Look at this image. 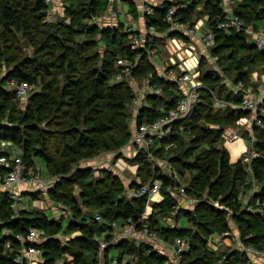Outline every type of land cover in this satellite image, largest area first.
<instances>
[{"label":"trees","instance_id":"16d2710c","mask_svg":"<svg viewBox=\"0 0 264 264\" xmlns=\"http://www.w3.org/2000/svg\"><path fill=\"white\" fill-rule=\"evenodd\" d=\"M219 1H190L189 8L180 10L177 17L182 22L192 24L203 16L201 12L192 15L201 3L205 10L204 14L207 15L206 24L215 33L212 54L218 57V61L223 59L222 51L226 49L252 50L264 59V50L254 47L242 33H227L217 29ZM85 2V7L79 6V9L65 6V13L72 21L70 26L60 28L51 22H44L43 16L48 9L45 0H0V61L6 69L2 84L14 78L27 81L31 87H37L28 96L30 105L26 109H19V99H15L0 87V134L5 139L24 147L23 158L28 166L34 164V158L44 161L47 174L58 177L46 194L51 201L60 204L73 215L72 220L66 222L65 226L63 221H50L43 212L35 209L21 210L18 217H13L12 200L7 193H0V264H20L15 262V256L29 242L20 241L16 236L25 238L30 228H37L45 235L37 244L42 251V264H54L58 259H63L62 264H99L96 238L101 236L109 240L113 236L110 224L126 219L139 221L138 228L144 226L143 224L147 225L151 232L163 237L165 241H174L176 238L187 240L188 249L180 255L179 264H254L241 250L232 249L217 253L207 246L208 238L212 234H224L230 230L225 211L216 207L212 208L198 202L192 209L178 210L175 221L177 216L182 215L197 230L163 225L162 220L171 214L172 206L177 204L173 195L175 186L167 175L158 170L154 172L143 154L138 153L132 159L139 164L136 173L139 182L134 181L131 186L137 187L155 177L162 182L160 192L164 197L160 203H152L154 212L147 219H142L147 197L126 196L123 193L125 185L120 177L103 170L102 179L91 182L87 181V178L93 169L90 167L73 169V165L80 160L92 157L101 149L109 148L103 135L112 128H116L121 134L119 144L125 145L130 139L128 118L135 94L133 86L128 81L114 82V77L119 71L116 65L119 58L137 61V56H140L133 71L134 78L140 76L147 78L150 75L149 82L161 87L164 93L163 97L149 96L153 99L152 104L148 108H143L139 121L158 119L162 115L160 104L169 98L165 103L168 107L177 97L175 83L158 76L148 55L131 49L130 36L133 32H128L126 28L124 30L123 23L101 28L99 32L103 38L100 40L105 46L103 51L96 48L97 41L100 40L96 41L94 38L86 39L82 43L75 42L74 35L79 31L83 32V29L86 30L82 20L89 14L93 15L95 12L103 14L108 9L106 0ZM179 2L180 0H168L155 7L153 14L146 17L147 25H152L161 32L167 30L165 14L171 5ZM234 11L246 26H264V0H240L235 4ZM21 30L26 33L27 38L25 44L28 49L25 53L23 45L19 44L20 41L14 36L15 31ZM2 43L5 50L4 47L1 48ZM234 57L233 53H230L228 61ZM223 68L228 70V67ZM217 78L204 77L201 80L203 83H209L207 79L213 82ZM239 80L246 86L251 84L250 71L242 69L241 60L234 65L233 71V82ZM218 81L213 82L216 87L211 85L217 89L218 98L238 102V95L222 94V84H218ZM61 84L63 87L60 90ZM206 87L201 90V102L184 121L185 130L170 136L169 139L175 146L168 148L169 153L166 156L182 177L187 171L193 172L188 182L189 187L200 193L207 189L208 197L219 199L233 209L232 220L234 219L233 222L240 231L242 241L246 245L251 244L262 250L264 219L256 213L241 210V201L237 199L240 192L248 189L245 182L251 174L246 171L242 158L230 162L229 153L224 146L214 147V143L220 141L225 129H236L237 121L249 113L230 107L214 109V96L209 91L212 89L208 85ZM68 106L73 107V110L71 112L65 109L63 112L65 122L58 120L61 107ZM52 108L55 111L51 115ZM212 109L215 110V115H211ZM204 118L205 120L214 118L221 123L224 120L226 125L218 123V128L212 131L197 123ZM82 123L88 125L86 130L81 129L79 132L77 126ZM62 124L66 125L65 128L58 129ZM31 130L35 133L32 134ZM239 133L251 141L258 153L251 161L250 167L252 177L259 186L257 196L264 198V128L254 124L252 130L244 126ZM190 134L193 136L191 142L199 141L205 146L203 153L196 155L193 160L188 159L192 150L183 149L187 141L184 138ZM49 148L52 150L49 151ZM38 193L39 191L32 193L31 197L38 198ZM81 205L86 207L87 211L83 210ZM97 215L101 217V221L95 220ZM62 227H69L66 230L69 233L80 230L81 234L67 240L64 247L57 238L62 232ZM5 230L7 234H4ZM89 247H92V250L88 251L93 253L92 257L86 256L87 252H82V249L87 250ZM112 247L121 249L117 257L119 260L124 259L122 257L124 255H134L136 264H163L165 260L149 245L137 244L130 237H126L104 250L105 262L110 259L107 257V251ZM64 253H69L72 259H65Z\"/></svg>","mask_w":264,"mask_h":264},{"label":"built area","instance_id":"2783aa9c","mask_svg":"<svg viewBox=\"0 0 264 264\" xmlns=\"http://www.w3.org/2000/svg\"><path fill=\"white\" fill-rule=\"evenodd\" d=\"M122 0H106L108 6V14L112 19L121 20L125 15L119 10V4ZM168 0H150L142 5V16L144 19L145 30L143 32L139 30H132L126 25V30L131 34V49L138 52L145 53L148 55L149 59L153 60L155 52L151 49V40L156 33L159 31L152 25H147L146 17L153 14L154 8L161 5L163 2ZM188 1V2H185ZM199 0H180L179 3L171 5L166 14L165 22L168 25L166 32H174L179 35H190L197 37L203 43L206 48H213L215 45V33L209 29L206 24L207 15L198 18L192 24L188 22H182L178 19L177 13L180 10H185L189 8V2ZM209 1V0H203ZM240 0H220L219 9L220 15L217 18L216 27L227 33L235 32L242 33L245 39L254 45L258 50H264V26L254 27L252 25L246 26L243 20L234 11L235 4ZM54 0H45V3L49 6L52 5ZM50 14V20H51ZM207 27V30H204ZM169 36L167 39V46L170 49V54L172 57L176 56L178 62H175L173 58L168 59V62L164 68H162V73L165 80L173 81L176 85V99L173 103L166 107L165 103L160 104L159 109L162 111V115L156 120H142L139 121L140 114L143 108H148L149 106H143L141 99L138 96V89L136 88V81L133 76V71L138 65L137 61L127 60L119 58L117 60V67L119 71L114 77V82L128 81L134 88V98L131 102V113L129 117L130 124V139L129 144L134 146L136 150L135 154L141 153L146 157L148 163H150L153 171H160L163 175H167L175 184L174 197L177 201V197L183 199V206L188 209H192L196 203L200 200V192L195 191L193 188L189 187L187 184L181 182V175L175 170V168L168 163V161H160L156 163V155L158 151L174 147L175 144L169 138L176 132H182L185 130L186 126L184 121L187 120L197 104L201 102V90L207 87L203 84L200 78L199 65L203 58V54L197 51V47L194 43L181 44L177 37L179 36ZM211 59L213 62H218V57L212 54V49L210 51ZM190 61V63H187ZM175 68L176 73H171V68ZM6 73V69L2 66L0 61V87H2L6 92H9L15 99H24L30 95L31 85L27 81H19L14 78H10L2 84V78ZM144 94L147 96H158L163 97L164 93L161 87L151 84L147 81L144 85ZM214 96V107H226L233 109H242L249 113L248 116L242 117L238 120L239 124H242L250 130L254 124L262 126L264 128V112L261 107L264 104V94L258 95L252 86H246L242 81H237L234 85V93L238 95V102L223 101L216 97L212 90H209ZM226 137L228 141L234 142L242 136L239 130L236 128H227L223 131L221 139ZM0 139V193H7L9 198L12 200V207L18 206L20 202L27 203L31 202L33 199L31 197L32 193L44 192L52 187L56 182L58 177H47L46 174H42L39 169H34L35 162L32 166H28L23 158L24 153L18 146H13L8 151L2 148ZM6 145L4 144L3 147ZM258 156L252 143H248L246 149H244L237 157V159H230V162H236L239 158H242V163L245 166L246 171L251 174L245 182L248 185L246 191H242L238 194V198L241 200V210L245 212H253L258 214L262 219H264V198L257 196L259 191V186L256 184L255 179L252 177V170L250 163L253 159ZM164 163V164H163ZM133 173L139 169V164L136 163L133 166ZM23 186L28 188L23 189ZM162 182L158 178H151L147 183L140 184L139 186H129L127 187V193L129 197H147V200H152L156 196H160V188ZM30 187H34L31 190ZM160 203L163 201L164 197L161 195ZM220 208V207H218ZM184 209L177 204L172 206L171 217H176L178 210ZM187 209V210H188ZM230 217L234 215L231 208L228 210ZM169 219V221H170ZM96 221H101V217L97 215L95 217ZM137 223L139 221H134L132 219H126L123 222L114 221L110 224L111 228L115 230L113 236L106 240L104 237L97 240V250L98 254L104 251L108 246L115 245L119 239H124L133 235L140 236L144 239L156 238L155 234L151 232L147 225L138 228ZM172 226V224L170 225ZM43 231L37 228H30L25 236V238L16 236V239L20 241H28L29 244L22 248L15 256V262L17 263H27V264H38V257H41L40 248L37 244L41 242L43 237ZM224 236L228 239L230 236V230L224 233ZM254 236V235H250ZM172 248L177 259L180 255L188 249V243L185 240L176 238L174 241H165ZM241 242V241H240ZM214 248V247H213ZM239 250L252 256V259L256 256L264 257V250H259L253 245H246L244 242L239 244ZM253 261V260H252ZM101 264V263H100ZM103 264H136L131 259L119 260L117 257H111L108 261Z\"/></svg>","mask_w":264,"mask_h":264},{"label":"rangeland","instance_id":"374dc122","mask_svg":"<svg viewBox=\"0 0 264 264\" xmlns=\"http://www.w3.org/2000/svg\"><path fill=\"white\" fill-rule=\"evenodd\" d=\"M85 1L86 0H79V1H76V0H54L53 4L48 6L47 13L43 16L44 22L45 23L51 22V23H53V25L60 26V28L65 27V26H70L72 19H70V17L66 15L65 6L68 5L73 9H79V6L81 8L85 7V5H86ZM131 2L133 4V1H126V0L123 1L124 5H123V9H121L122 14L126 12V10L128 8V4ZM198 12L202 13L201 14V15H203L202 17L205 16V14H204L205 10L202 8L201 3H199L197 11L193 12L192 15L194 16ZM50 14L52 16L51 20H50ZM105 16H106L105 13L97 14L95 12L93 15L89 14V16L86 19H83L82 24L84 25L86 30L83 29V32L79 31L74 35L75 42L82 43L86 39L88 40L90 38H94L97 41V40H100L101 38H103V36H101V33L99 31L101 30L102 27H104V25L101 24V22H102V19L105 18ZM133 16H134V19L137 18L136 15H133ZM99 19H101V20H99ZM193 20H195V19H193ZM121 21L125 22L126 25L128 27H130V29H132V30H139L141 28V24H139L140 22H138V20H132V19L130 20L129 17H127V16H125L123 18L121 17ZM62 25H64V26H62ZM126 25L123 26L124 30L127 27ZM205 28H206V30L208 29L207 27H204V29ZM165 31H163L162 33H164ZM15 32H16V35L14 34V36H16L15 37L16 40L20 41L19 44L21 43V45H23L22 47H23L24 53L27 52L28 47H26L27 45L25 44L27 42L26 33L23 30L15 31ZM86 32H88V33H86ZM130 33H132V31H130ZM99 42L97 41L96 48L103 51V49L105 47L104 43L101 42V40ZM189 43L190 42H188V44ZM3 47H4V44L2 43L1 48H3ZM211 49H213V48H211ZM4 50H5V47H4ZM7 53L9 54L10 52H7ZM160 53H164L166 55L165 51H162ZM230 53L231 54L233 53V55L235 57H234V59H230V61H228L227 57L230 55ZM165 55H162V56L164 57ZM222 55H223V59L221 61H218L213 66H210L209 63L207 62V60H205L204 58L201 60L200 65H199L200 78L204 79V77H210V78L218 77L220 81H218V78L215 79V81H218V84L221 82V80H222V82L224 80H227L229 82V81L233 80L234 65H236L237 61L241 60L242 69H244V68L249 69L250 75H251V81H254V82L250 81L251 84L248 86H252V90H254L258 95L264 94L263 93L264 88L261 87L262 83H260L257 80L262 74H264V59H261L259 56H257L256 52L252 51V50L238 51L236 49H234V50L233 49H226V50L222 51ZM167 56L169 57V55H167ZM252 61H253V63L251 64ZM221 63H222V65H220ZM216 66H217V70H215V68H214ZM256 66L258 67V70H257ZM222 67H226V68L228 67V70L226 71V70H224V68L222 69ZM142 79H143V76H140L141 81H142ZM259 80H260V78H259ZM215 81H213V82H215ZM112 82H113V80H112ZM207 82H209V83L204 82L205 84L204 83L203 84L206 86L208 85V87H210L215 92V94L217 96V89L215 88L216 87L215 84L210 79H207ZM141 84L142 83H140V85ZM212 84L215 87L211 86ZM254 86H256V87H254ZM62 87H63V85L61 84L60 90ZM35 89H37V87H34V86L31 87L30 94ZM152 101H153V99H150V103ZM29 105H30L29 97L24 98V99H20L18 102V108L19 109H26L27 106H29ZM65 109H68V111L72 112L73 107H71V106H68L67 108L61 107V109L59 110L60 115L58 116L59 117L58 120L65 122L66 118H64L65 115L63 113L65 111ZM214 109H216V108H214ZM214 109H212V111H210L211 115H215ZM261 110L264 112V104L261 107ZM50 111H51V115H52V114H54L55 110H54V108H52ZM129 112L131 113V109H129ZM224 122L225 121L223 120L221 123L220 120H216L214 118H211L209 120H205V118H204V119H201L200 121H197V123L199 125H203L212 131L215 130L216 128H218L219 124L221 125ZM87 125H88V123L79 124L77 126L78 131L80 132L81 129H82V131L86 130ZM223 125H226V124L224 123ZM65 126H66L65 124H62L58 127V129H64ZM43 127L44 126L42 124L41 128H43ZM242 127H244V125L239 124L237 121V129L239 131H241ZM128 128L130 131L129 118H128ZM31 133L34 134L35 132L31 130ZM103 137L106 139L109 148L101 149L100 151L96 152L95 155H92V157L84 158V159L80 160L77 164L73 165V169H76V168L85 169L88 167L93 169L91 171V175L89 174L90 177L87 178V181H91V182H96L97 179L98 180L102 179V177H103L102 171L103 170L104 171L107 170L111 174L117 175L118 177H120V179H122V177H124V176L127 179L137 178L136 177L137 171L134 174L133 173V167H132L134 164L137 163V162L132 161V159L136 155L135 154L136 150H134V146L129 144V140H128V143L125 145L119 144L118 142L121 138V134L116 131V128H112L111 130H109L106 134L103 135ZM192 138H193V136H191V134L185 136V138H184V139H187V141H186V144L183 146L184 147L183 149L188 148L189 150H192L191 155L188 158L189 160H193L196 155L203 153V151L205 149L204 144L200 143L199 141L191 142ZM0 139L3 140L1 142V145H3V146H4V144L6 145L5 147L1 146L2 148H4V149L8 148V151H9V150H11L10 148H12L13 146L16 145L21 149L22 153H25L24 147L21 144H19V143L17 144V143L12 142L11 140L5 139L4 137H2L1 134H0ZM246 139H248V138H246ZM246 139L242 137V138H239L238 140H236L234 142H230L227 140L226 137H223L222 139H220L219 142L214 143V147L220 148V147L224 146L226 149H228L227 151H229L228 153H229L230 159L234 160V159H237L238 155L244 149H246L248 143H251V141H248ZM239 141H241V144H240L241 147L239 148V149H241V151H239L237 154V152L235 151V149H236L235 142H239ZM51 150L52 149L49 148V151H51ZM167 150L168 149H165L164 151H158V155H156V157L154 158L157 160L156 163L160 162L161 160L162 161H168V158L166 155H168L169 152H167ZM34 160H35V165L33 167V170L39 169L42 172V174H46L47 177H52V178L57 177V176H50L47 174L48 172L45 169L46 164L44 163V161L42 159H38V158L35 159L34 158ZM168 163H171V162L168 161ZM103 164H106L108 169H105L104 167H106V165H103ZM100 165H103L102 166L103 170L100 168L97 169V167H99ZM171 165H172V163H171ZM130 167L132 168L131 170H130ZM192 173L193 172H191V171H187L184 177H182V176L180 177L181 182L188 185V182L191 178ZM174 186H175V184H174ZM26 188H28V187L23 186V189H26ZM30 189L34 190V187H30ZM174 190H173V193H174ZM125 191H126V189L123 190L124 194L126 193ZM38 196H39L38 198L32 199L31 202H27V203L20 202L18 204V206L12 207L13 212H11V214L13 215V217H18V214L21 210L31 211V210L35 209V210L43 212L46 215L47 219L50 221H55V222H58L60 220L63 221L64 226L66 225V222H69L72 220V218H73L72 213L64 210V208L60 204H58L54 201H51L49 196L46 193H44L43 191L39 192ZM199 197H200V200L198 202H202L203 204H207V206H209V207H212V208L216 207L218 210L225 211L226 216H227L228 221H229L230 228L232 227L231 225H234V227H232L230 229V236H229L230 239L226 238L224 236V234L214 233L208 238L207 246L217 253H222V252H225L227 250H232V249H238L239 244L243 241L241 239V234L237 228L236 223H234L232 220L233 216L230 217L228 214L227 210L230 207H228L225 204H223L222 202H220L219 199H214L213 197H210V196L208 197L207 189H205L203 192H201ZM237 199H239V201H241L240 198H238V195H237ZM148 202H151V201L147 200V204L145 206V211L143 213L144 216H142V219L143 218L147 219V217H148L147 216L148 215L147 210H148V206L150 205V204H148ZM81 206L83 207V205H81ZM178 206L182 207L184 209H188L187 207L183 206V204L181 202L178 203ZM218 207H220V208H218ZM83 210H86V207H83ZM151 212H154L153 206H151ZM151 212H150V214H151ZM233 212H234V210H233ZM170 217H171V214L168 215L166 218H164L161 223L165 226H169L172 224V227H174V222H176L175 217L172 216V219H170ZM169 219H170V221H169ZM177 220L178 221L176 224H178L179 227H189L191 229H196V227H194L193 224L188 222L186 217H184L182 215L177 216ZM67 229H69V227H67V228L62 227V232H60L57 235V238L60 240V242L63 244V246H64L65 242H68L67 240H71L70 238L81 234L80 230H76L75 232L69 233V231H66ZM63 230H65V233H63ZM5 231H6V233H4V234H7L8 233L7 230H5ZM0 232H1V230H0ZM114 232H115V230L112 229L111 233L114 234ZM155 236H156V239L159 238V239H162L165 241V239L163 237L156 235V234H155ZM43 237L45 238V235H43ZM96 239L98 240V239H102V238H101V236H98ZM186 243H188L187 240H186ZM91 248L92 247H89L87 250L82 249V252L83 251H84V253L87 252L86 254L89 255L90 257H92L93 253L88 252V251L92 250ZM76 250H79V249H76ZM40 251H41V249H40ZM104 252L105 251H102L101 255L97 254L98 257L103 258ZM158 252L162 255H167L166 249H164V250L158 249ZM97 253H98V250H97ZM115 254H116V250L111 249L109 252V255H115ZM173 255L174 254L169 253L166 256V259L163 261V264H179L180 258L177 259L176 256H173ZM63 256L65 259L67 258V260L72 259V256L69 253H64ZM128 257H129V259H131L135 262L134 257H132V256H128ZM248 257L251 261L253 260L252 263H254V264H264V257L261 258L260 256H256V255L253 259H252L251 255H248ZM37 260L39 261L38 264L43 263L42 253H41V257H38ZM254 260H258V261L254 262ZM62 263H63V259H61V260L58 259V261L55 262L54 264H62Z\"/></svg>","mask_w":264,"mask_h":264},{"label":"crops","instance_id":"0c3cea01","mask_svg":"<svg viewBox=\"0 0 264 264\" xmlns=\"http://www.w3.org/2000/svg\"><path fill=\"white\" fill-rule=\"evenodd\" d=\"M123 1L124 0H122L121 3L119 4V10L120 11H121V9H123V5H124ZM126 1H133V4H132V2L129 3L126 12L123 13V14L125 16L129 17L130 20L131 19L132 20H138V22H140L139 24H141V28L139 29V31L143 32L145 30V25H144L143 16L141 14L142 13V5H143V3L149 2L150 0H126ZM105 14H106V16H105L104 19H102V22H101V24H103L104 27L113 26V25H116L117 23H123L121 20H117V19L110 18L109 17V14H108V9L105 12ZM133 15H136L137 18L134 19V16ZM99 20H101V19H99ZM204 30H206V28ZM173 35H174V32H166L165 34H163L161 31H159V33H156L154 35V37L151 40L152 42L150 44L151 49L155 52V55L153 56V60L150 59V61L153 64V66L155 67V71L157 72L158 76L163 77V78H164V75L161 74L162 71H163L162 68H164L166 66L169 57H170V59L173 58L175 60V62H178V59H177L176 56H174V57L171 56L170 49L167 46V42H168L167 39H168V37L169 36H173ZM178 35L179 34H175L174 36L177 37ZM177 39H179V42L181 44H187L188 42L194 43L196 45V47H197V51H199V52H201L203 54V58L205 60H207V62L209 63L210 66H213V65L216 64V62H213L212 59H211V57H210L211 56V54H210L211 49L210 48H207V47L205 48L204 45H203V43L197 37H193V36H190V35H179L177 37ZM162 51H165L166 55L164 53H160ZM162 55H165V56L163 57ZM167 55H169V57ZM187 63H190V61H188ZM214 68H215V70H217V66L214 67ZM170 70H171V73L172 74L173 73H176L175 68L172 67ZM149 78H150V75L147 78L144 77L142 79V81L140 80V78L135 79L136 84H137L136 85V88L138 89L137 93H138L139 98L141 99V103L143 104V106H150L152 104V102L150 103L151 97L145 95L144 94V91H143L144 90V85H145V83L147 81H149ZM259 78H260V80H259ZM259 78L257 80L260 83H262L261 84L262 85L261 87L264 88V74H262ZM140 83H142V84L140 85ZM220 83L222 84V89L221 90H222V94L223 95L224 94L225 95H231V96H234L235 95V93H234V85H235V82H233V80H231L229 82L227 80H224L222 82V80H221ZM230 101L231 102H234V101H232V99ZM240 144H241V141L235 142V145H236L235 151L237 152V154H238L239 151H241V149H239L241 147ZM103 165H106V164H103ZM103 165H100L99 167H97V169L100 168V169L103 170V168H102ZM104 168L105 169H108L107 165ZM131 169L132 168L130 167V170ZM124 177H122V179L124 181V185H125V189H126L125 195L128 196L127 187L131 186V183L134 182V181L139 182V179L138 178H130V179H127L126 177L125 178ZM161 195L154 197L152 200H149L151 202H148V204H150V205L148 206V210H147L148 211V213H147L148 215L147 216L150 215L152 203H156L157 201H160V199H162L161 198ZM177 201H178V203L179 202L182 203L183 202V199L180 198V197H177ZM177 221L174 222V226L179 227L178 224H176ZM231 226L234 227V225H231ZM130 238H131V240L135 241L137 244H139V243H145V244L149 245L152 248V250H154L155 252H157L158 255L162 256L165 259H166V256L169 253L174 254V252H173L172 248L170 247V245L167 242H165L164 240H162V239H159V238H157V239L156 238H153V239H144V238H142L140 236H137V235L130 236ZM111 249L116 250V254L115 255H109V252H110ZM111 249H109L107 251V257L108 258L118 257L119 254L121 253V249L118 248V247L117 248L116 247H112ZM158 249H162V250L166 249L167 255L160 254L158 252ZM86 256L89 257V255H87V254H86ZM128 256L134 257V255H124L122 257L125 258V259L126 258L128 259L129 258ZM173 256H175V254ZM104 258H105L104 256H103V258L98 257V259H99V261H100L101 264L104 263V260H103ZM257 261L258 260H254V262H257Z\"/></svg>","mask_w":264,"mask_h":264},{"label":"bare ground","instance_id":"6f19581e","mask_svg":"<svg viewBox=\"0 0 264 264\" xmlns=\"http://www.w3.org/2000/svg\"><path fill=\"white\" fill-rule=\"evenodd\" d=\"M257 67V66H256ZM257 70H258V67H257ZM260 74V73H259ZM254 87H256V86H254ZM234 220V219H233Z\"/></svg>","mask_w":264,"mask_h":264}]
</instances>
